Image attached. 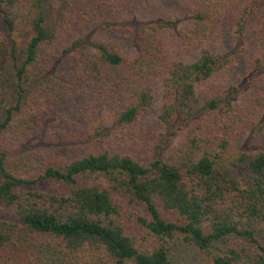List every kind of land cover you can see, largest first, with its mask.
Returning a JSON list of instances; mask_svg holds the SVG:
<instances>
[{"label":"trees","instance_id":"1","mask_svg":"<svg viewBox=\"0 0 264 264\" xmlns=\"http://www.w3.org/2000/svg\"><path fill=\"white\" fill-rule=\"evenodd\" d=\"M158 1L0 0V264H264V0Z\"/></svg>","mask_w":264,"mask_h":264},{"label":"rangeland","instance_id":"2","mask_svg":"<svg viewBox=\"0 0 264 264\" xmlns=\"http://www.w3.org/2000/svg\"><path fill=\"white\" fill-rule=\"evenodd\" d=\"M179 0H159L158 5L163 6L164 9H169V10H176L178 5ZM156 5V6H158ZM47 17L49 20L52 19V11L54 10L53 4L51 2L47 3ZM122 42L125 43V47L127 49H130V46L128 42L130 41L129 39H123V37H120ZM128 41V42H127ZM232 44V41L228 39L227 42L224 43L223 48L226 49V45L229 47ZM232 79L236 80V84L240 89H244L245 91H249V82L251 75H247L245 72V66L243 65V62L238 61V67L232 70L231 72ZM11 85L7 80H4L0 82V114L2 111L3 106L7 102H11L13 99V91L11 90ZM157 116V110H156V105L152 109H150L144 119H146L148 124H152L154 121L155 117ZM264 144V136H259V137H246L244 146L251 148L253 145H263ZM174 259L178 261L179 263L182 264H207V262L200 257L195 251H193L190 248H185V247H178L175 252V257ZM48 264H57L53 260V258H48L47 259Z\"/></svg>","mask_w":264,"mask_h":264}]
</instances>
